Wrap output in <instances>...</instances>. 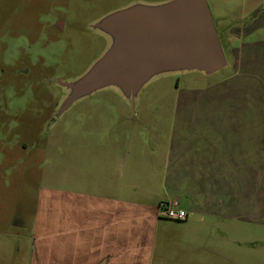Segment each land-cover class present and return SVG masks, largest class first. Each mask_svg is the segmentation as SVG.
I'll return each instance as SVG.
<instances>
[{
	"label": "crops",
	"instance_id": "1",
	"mask_svg": "<svg viewBox=\"0 0 264 264\" xmlns=\"http://www.w3.org/2000/svg\"><path fill=\"white\" fill-rule=\"evenodd\" d=\"M217 17L221 39L240 26ZM252 19V41L221 42L233 75L172 108L89 94L47 158L29 264H219L242 222H264V9ZM173 199L187 219L159 215Z\"/></svg>",
	"mask_w": 264,
	"mask_h": 264
},
{
	"label": "rangeland",
	"instance_id": "2",
	"mask_svg": "<svg viewBox=\"0 0 264 264\" xmlns=\"http://www.w3.org/2000/svg\"><path fill=\"white\" fill-rule=\"evenodd\" d=\"M168 1L0 0V264L30 263V235L46 180L47 158L50 154L55 162L59 132L74 123L88 103L98 99V95L83 96L60 113L70 93L62 83L84 76L113 43L98 23L135 4L154 6ZM207 2L217 32V15L240 24L230 28L231 34L222 35V41L253 40L246 32L252 17L264 9V0ZM255 40L264 41V27L256 32ZM224 52L228 65L217 72L162 71L151 76L136 94L148 95L151 106L172 108L175 94L182 90L233 75L232 52L226 48ZM259 78L264 82V75ZM89 94L125 93L116 85H108ZM130 99L133 111L140 107L138 96L131 95ZM239 227L233 254L228 253L218 263L264 264V222H242Z\"/></svg>",
	"mask_w": 264,
	"mask_h": 264
},
{
	"label": "water",
	"instance_id": "3",
	"mask_svg": "<svg viewBox=\"0 0 264 264\" xmlns=\"http://www.w3.org/2000/svg\"><path fill=\"white\" fill-rule=\"evenodd\" d=\"M98 27L113 43L84 76L62 83L70 93L60 113L108 85L118 86L130 97L162 71L188 69L211 74L227 65L207 0L135 4L107 15Z\"/></svg>",
	"mask_w": 264,
	"mask_h": 264
},
{
	"label": "built area",
	"instance_id": "4",
	"mask_svg": "<svg viewBox=\"0 0 264 264\" xmlns=\"http://www.w3.org/2000/svg\"><path fill=\"white\" fill-rule=\"evenodd\" d=\"M159 215L170 220H185L188 212L181 208L178 199L162 200L159 204Z\"/></svg>",
	"mask_w": 264,
	"mask_h": 264
},
{
	"label": "flooded vegetation",
	"instance_id": "5",
	"mask_svg": "<svg viewBox=\"0 0 264 264\" xmlns=\"http://www.w3.org/2000/svg\"><path fill=\"white\" fill-rule=\"evenodd\" d=\"M218 35H219L220 41L222 42L221 35H220V33H219V32H218Z\"/></svg>",
	"mask_w": 264,
	"mask_h": 264
}]
</instances>
